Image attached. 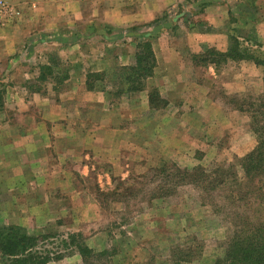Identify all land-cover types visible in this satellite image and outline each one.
<instances>
[{
  "label": "rangeland",
  "instance_id": "1",
  "mask_svg": "<svg viewBox=\"0 0 264 264\" xmlns=\"http://www.w3.org/2000/svg\"><path fill=\"white\" fill-rule=\"evenodd\" d=\"M143 1L0 0V228L37 237L47 264H215L264 222L240 167L264 101V0H145L162 13L133 27L93 13ZM233 41L261 64L223 63ZM143 44L155 67L138 79Z\"/></svg>",
  "mask_w": 264,
  "mask_h": 264
},
{
  "label": "trees",
  "instance_id": "2",
  "mask_svg": "<svg viewBox=\"0 0 264 264\" xmlns=\"http://www.w3.org/2000/svg\"><path fill=\"white\" fill-rule=\"evenodd\" d=\"M135 54V65L126 69L127 75H134L138 79L147 78L155 67L153 51L148 44L138 46ZM223 63L227 61L249 60L259 63L251 55L239 49L236 41L231 48L223 54ZM261 64V63H259ZM250 119L253 133L257 138L256 148L240 160V167L244 178L252 184L258 182L259 191H264V101L254 108L250 106ZM184 175H188L187 172ZM70 245L76 248L81 258L90 255L87 247L76 243L75 238L69 237ZM37 237L25 235L24 232L14 227L0 228V255L6 258V264H47L50 262L48 255L39 253ZM215 264H264V222L251 229L244 238H235L221 260Z\"/></svg>",
  "mask_w": 264,
  "mask_h": 264
},
{
  "label": "crops",
  "instance_id": "3",
  "mask_svg": "<svg viewBox=\"0 0 264 264\" xmlns=\"http://www.w3.org/2000/svg\"><path fill=\"white\" fill-rule=\"evenodd\" d=\"M158 1L159 0H155L156 3ZM160 1H163V0H160ZM140 3L141 4L138 7L135 5H133V7H130V8L129 7L115 6L114 8L110 7L106 10H100V9L93 10V13L95 14V16L96 15H98V16L103 15V19H105V22H107L109 24V26L114 27V28L121 27V26L133 27V26L144 25V24L148 23L149 21H151V22L154 21V19L157 20L158 15H160L162 13V12L160 13V10H158L160 8H155V9L151 8L150 6L152 5V3H149L148 1L144 0L143 2H140ZM170 3L171 4L175 3V0H170L169 4ZM149 4H151V5H149ZM33 6H35V5H33ZM136 7H137V10H135ZM215 7H221L222 8L223 6L216 3V1H215L212 6L207 7V10H206L207 13ZM35 10H36V14L33 18H36L35 20L40 21L41 16H43V15H42L38 6H37V8L35 7ZM31 14H32V12H31ZM49 17H52V16H49ZM49 17L42 18V20H41L42 23H44V26H43L44 30L46 29L45 24L48 21H50ZM114 17L116 18L115 20H114ZM210 19H213V18H210ZM210 19H209V22H210L209 24L211 25V24H213L212 23L213 21H211ZM32 21H34V20H32ZM18 24H19L18 21L16 23L12 24L13 35H14V31H16L15 32V38H16L15 41H18L17 32L20 30V25H18ZM47 26L50 27L51 23L47 24ZM96 26L99 27V25H96ZM192 27H193V25H191V28L188 31V33H190V36L196 34L195 28H192ZM8 32H9V29H1L0 28V41H4L5 38H7L6 36H8ZM210 37H212V36H207V34H201V33L199 34V38L203 39V41H206V39L207 38L209 39ZM2 44H6V43L3 42ZM0 62H2L1 58H0ZM11 62L15 63L16 61L12 60ZM80 70H81V68H78V71H80ZM27 74H28V72H25L24 74H22V77L26 76ZM21 90H23V89H21ZM25 102L27 103L26 98H25ZM0 122H1L0 125H3L1 120H0ZM21 137H22V141H23V136H20V139H21ZM28 141H31V140H28ZM25 144L26 145H32L31 143H25Z\"/></svg>",
  "mask_w": 264,
  "mask_h": 264
}]
</instances>
